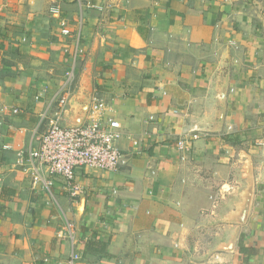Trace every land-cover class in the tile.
<instances>
[{
    "label": "crops",
    "instance_id": "obj_1",
    "mask_svg": "<svg viewBox=\"0 0 264 264\" xmlns=\"http://www.w3.org/2000/svg\"><path fill=\"white\" fill-rule=\"evenodd\" d=\"M51 47L81 58L74 90L30 57L48 63ZM68 90L63 123L102 99L124 158L116 172L78 168L73 198L59 180L34 188L18 162ZM74 253V264H264V0H0V264Z\"/></svg>",
    "mask_w": 264,
    "mask_h": 264
},
{
    "label": "built area",
    "instance_id": "obj_2",
    "mask_svg": "<svg viewBox=\"0 0 264 264\" xmlns=\"http://www.w3.org/2000/svg\"><path fill=\"white\" fill-rule=\"evenodd\" d=\"M52 13L58 16L60 8L54 7ZM69 34V30L63 31ZM71 90L66 91L58 101V109L49 118L47 130L37 139V148L21 153L19 164L23 171L31 176L34 188L38 184L50 193L59 180L62 190L71 198L78 196L83 187L77 180V169L87 167L116 172L124 162L119 146L121 123L115 119H106L107 104L93 97L89 104L86 119L78 124L65 125L64 116L68 111ZM6 114L18 113V108H6ZM45 118H47L45 113ZM200 134L183 137L178 142L180 149H190ZM70 226V225H69ZM79 259L73 254L71 264Z\"/></svg>",
    "mask_w": 264,
    "mask_h": 264
},
{
    "label": "rangeland",
    "instance_id": "obj_3",
    "mask_svg": "<svg viewBox=\"0 0 264 264\" xmlns=\"http://www.w3.org/2000/svg\"><path fill=\"white\" fill-rule=\"evenodd\" d=\"M51 14H52V12H51ZM5 29L7 30V27H5ZM37 45L40 47L39 42L37 43ZM42 45H44V44H42ZM52 48L53 47L50 48V53H51V51H53V55H50V56L48 55V58L46 56V58L48 59V63H42L44 60L43 58H45V57H43L44 55L43 56H37V55L33 56L32 55L30 57H33V60L35 59V62H37V65H39L42 68V71H44L43 73L47 74L48 80L50 78H53V77H60V79L62 78L64 80V82H66L67 87H69L71 90L72 89L74 90L77 87V79H78L79 71H80L79 69H80V66L82 63L81 58L79 56H76L74 53L71 54L68 52L62 56L65 58V61H62V60L60 61V59L62 57L61 56H60V58L57 57L56 54L58 53V51L53 50ZM30 62L32 63L33 61L30 60ZM33 72H35L34 69L31 70L32 74H33ZM37 85H38V82H37ZM55 105H56V103H55ZM88 106H89V102H88L87 106L85 107V109ZM81 108H82L81 105H80V107L78 106L77 112L80 111ZM83 108H84V106H83ZM54 114H55V112L52 113L49 118L53 117ZM67 116L68 115H66V117ZM86 117H87V114H86ZM39 121H40V119H39ZM48 121H49V119H45L43 122H48ZM64 121H65V116H64L63 122ZM71 122H78V118L77 117L71 118Z\"/></svg>",
    "mask_w": 264,
    "mask_h": 264
},
{
    "label": "water",
    "instance_id": "obj_4",
    "mask_svg": "<svg viewBox=\"0 0 264 264\" xmlns=\"http://www.w3.org/2000/svg\"><path fill=\"white\" fill-rule=\"evenodd\" d=\"M220 98L222 99V102H221V107H222V114H221V117L219 118L218 120V126L217 128H215L213 131L214 132H218V131H221L223 129V124H224V109H225V98H226V88H224V90L222 91V93H220ZM86 105L82 106L81 110L77 112V118H78V122H75L76 124L78 123H81L83 122V115H84V109H85ZM86 110V109H85ZM251 195H252V187L249 188V191H248V196H247V199H246V203L244 205V208H243V212L241 213L240 215V219L239 221L240 222H244L245 219H246V215H247V212H248V209L251 205ZM232 244H231V247L230 249L233 250L234 247H235V239L232 240Z\"/></svg>",
    "mask_w": 264,
    "mask_h": 264
},
{
    "label": "trees",
    "instance_id": "obj_5",
    "mask_svg": "<svg viewBox=\"0 0 264 264\" xmlns=\"http://www.w3.org/2000/svg\"><path fill=\"white\" fill-rule=\"evenodd\" d=\"M228 137H231V136H228ZM95 245H98L101 247V252H103L106 256H109L108 253L106 252V244L105 243H102V244H99V243H96V242H90L87 244V248H86V251L87 252H93L94 250L91 248L93 247L95 249ZM240 251L244 254H246L248 257H251L252 255L255 254L254 251L250 250L249 248H243V246H240Z\"/></svg>",
    "mask_w": 264,
    "mask_h": 264
}]
</instances>
